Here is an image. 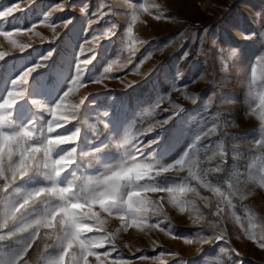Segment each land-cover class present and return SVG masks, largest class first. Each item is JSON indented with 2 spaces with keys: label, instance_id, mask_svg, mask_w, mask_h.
Listing matches in <instances>:
<instances>
[{
  "label": "rangeland",
  "instance_id": "rangeland-1",
  "mask_svg": "<svg viewBox=\"0 0 264 264\" xmlns=\"http://www.w3.org/2000/svg\"><path fill=\"white\" fill-rule=\"evenodd\" d=\"M17 4L19 10L3 18L5 23L0 26V32L11 33L10 36L0 35V50L8 53L7 64L0 61L3 66L0 71L13 63H24L19 58H31L34 50L53 49V56L45 62L48 67L37 72H47L55 65L53 75L47 78L49 82L54 77H68L66 82L70 83V78L75 76V64L95 55L82 79L87 80V70H90L97 74L99 82L87 83L69 93L65 109L84 97L87 99L77 110L76 119H70L52 133L80 128V137L74 142L77 163L81 164L77 177L81 173L90 178L98 175L99 162L89 163L91 158L82 155V149L90 150L84 146L86 137L92 145L106 138L113 144L125 138L139 139L143 141L144 153L148 154L155 146L145 145L161 131L158 122L169 117L172 119L163 125L164 135L167 137L171 130L181 127L202 162L204 152L215 161L223 151L226 153L224 167L233 180L237 176L235 169L243 172V166L247 165L248 176L239 179L248 180L247 188L252 194L242 202L246 207L236 204L229 209L225 206L222 227L216 226L217 218L209 215L205 202L191 191L180 196L185 203L179 206L172 204L165 193L144 194L150 199L165 196L163 214L153 216L152 222L159 220L162 227H171L175 236L158 228L121 230L116 234V245L123 257L133 264H176V258L170 255L174 253L186 264H264V248L260 247V240L264 238V189L259 187L260 169L264 164L259 159L262 152L256 143L264 139L261 132L264 126V52L259 50L261 46L244 40L241 35L256 33L258 27L264 25V0H0V10ZM61 4L62 9L56 8ZM140 4L148 11H143ZM49 12L48 23H41L40 18ZM97 12L108 15H95ZM133 14L137 16L134 22ZM20 17L26 24L33 20L35 28L29 31L11 27L14 18ZM112 23L116 25L115 35H106ZM129 24L133 28L131 36L127 32ZM94 36L99 39L94 41ZM20 45L28 47L21 52ZM233 48L240 51L233 53ZM185 52L188 53L186 58ZM107 67L110 71L105 73L103 69ZM31 79L29 77V83ZM8 89L11 90L10 85ZM105 111L109 117L115 116L120 121L119 135H109L112 129L110 125L105 127ZM213 117L217 124L216 134L210 137L213 143L209 144L203 137L195 141L202 127L211 126ZM150 126L154 130L149 132ZM184 144L183 135L175 138L173 158L185 150ZM202 144L207 148L201 147ZM249 144L252 145L250 150ZM72 146L61 147L70 149ZM233 146L239 155L232 150ZM110 152L117 156L114 148ZM157 156L158 153H154L150 159L155 160ZM84 164L88 166L85 168ZM167 175L176 184L187 180L189 187H195L186 169ZM214 186L219 185L214 182ZM198 191L213 202L221 199L207 189ZM120 227L121 222L115 217L108 218L105 225L112 233ZM213 230L226 231V241L202 243ZM249 236L254 238L249 239ZM42 250L43 245L38 240L25 259L30 264H43ZM161 251L163 256H160ZM141 254L150 259L140 261ZM112 255L115 257L117 253Z\"/></svg>",
  "mask_w": 264,
  "mask_h": 264
},
{
  "label": "snow or ice",
  "instance_id": "snow-or-ice-1",
  "mask_svg": "<svg viewBox=\"0 0 264 264\" xmlns=\"http://www.w3.org/2000/svg\"><path fill=\"white\" fill-rule=\"evenodd\" d=\"M56 8L62 9V4ZM140 8L148 11L143 4H140ZM18 10V4L0 10V26L5 23L3 18L11 17ZM94 14L108 15L106 12ZM50 15L51 12L44 15L40 22L48 23ZM159 18L157 16V19ZM14 19L15 23L11 24L14 28H27L31 31L36 26L31 19L27 24L23 17ZM136 19L137 16L133 14L132 21ZM52 30L55 32L54 26ZM115 30L116 25L112 23L105 34L115 35ZM127 32L131 36V24L127 26ZM0 35L10 36L11 33L2 31ZM36 35L40 34L37 32ZM241 35L244 40L261 46L259 50L264 52V25L259 26L256 33ZM98 39L97 36L93 37L94 41ZM26 47L28 46L20 45V51L23 52ZM80 51L82 53L84 49L81 48ZM239 51V48H233V53ZM34 52L35 55L31 58H19L24 63H13L0 71V264H30L25 257L38 240L43 245L40 255L43 264H133L132 260L125 259L118 251L117 233L129 228L142 231L145 228H158L160 231L172 232L171 227H162L159 220L152 222L153 216L163 214L165 196L150 199L144 195L146 193H165L172 204L179 206L185 203L180 196L191 191L205 202L204 207L209 215L217 218L218 227H222L225 206L229 209L236 207V204L246 207L242 202L252 193L247 188L248 180L241 181L239 177L248 176L247 165L243 166V172H240L239 168L235 169L237 176L233 180L224 167L226 153L223 151L215 161L208 152H204L202 162L181 127L171 130V135L167 137L164 135L163 125L172 117L158 122L161 131L145 145L155 146L152 153L148 154L144 153L143 141L139 139L125 138L116 140L113 144L106 138L99 144L92 145L86 137L84 146L90 150L82 149V155L91 158L89 163L99 162L96 168L98 175L90 178L81 173L77 177L76 172L81 168V164L77 163V147L74 142L80 137V128H65L64 133H52L55 129L64 127L70 119H76L77 110L87 99L84 97L70 109H65V98L69 93L87 83L99 82L97 74L91 73L90 70H87V80L82 79L95 55L91 59L77 62L75 76L67 83L68 77H54L49 82L47 78L53 75L55 65L47 72H37V69L48 67L45 62L53 56V49ZM7 55V52L0 50V61L7 64ZM187 56L188 53L185 52L184 57ZM103 71L108 73L110 67L104 68ZM29 77H32L31 83ZM61 109L65 110L60 111ZM174 115L176 113H173ZM245 115L248 113L245 112ZM104 116L107 117L105 127L110 125L112 129L109 135H119L118 118L109 117L107 111ZM153 130L152 126L147 129L149 132ZM216 131L217 124L213 117L211 126L202 127L200 133L195 136V141H201L203 137L211 144L213 142L210 137L215 135ZM261 132H264V126ZM181 135L184 138L185 150L173 158L175 138ZM256 143L262 152L259 159L264 164V139H259ZM69 144H73L70 149L61 147ZM201 147L207 148V145L202 144ZM251 147L249 144V150ZM113 148L118 159L117 156L111 155L110 150ZM232 150L239 155L236 146H233ZM154 153H158V156L152 160L150 157ZM236 163L237 161H234V164ZM87 166L84 164L85 168ZM185 169L188 178L195 181V187H189L187 180L176 184L167 175ZM260 173L259 187L264 189V167L260 169ZM214 182L219 186H214ZM201 188L221 199L213 202L210 197L201 196L198 191ZM180 211L183 212L184 208L181 207ZM112 217L121 222V227L116 233L108 232L105 228L108 218ZM172 234L175 236L174 232ZM253 238L249 236V239ZM213 240L226 241V231L217 233L213 230L212 235L203 238L201 242L211 243ZM187 242L191 243V240L188 239ZM260 247L264 248V238L260 240ZM113 252L117 253L115 257ZM163 255L164 252L161 251L160 256ZM170 255L176 258V264H186L176 257V254ZM149 259L146 254L139 257L140 261Z\"/></svg>",
  "mask_w": 264,
  "mask_h": 264
}]
</instances>
